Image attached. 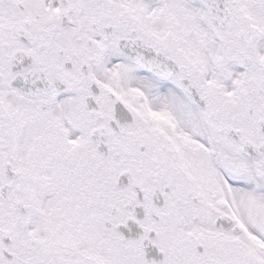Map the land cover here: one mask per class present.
<instances>
[{
	"label": "snow or ice",
	"instance_id": "obj_1",
	"mask_svg": "<svg viewBox=\"0 0 264 264\" xmlns=\"http://www.w3.org/2000/svg\"><path fill=\"white\" fill-rule=\"evenodd\" d=\"M0 264H264V0H0Z\"/></svg>",
	"mask_w": 264,
	"mask_h": 264
}]
</instances>
